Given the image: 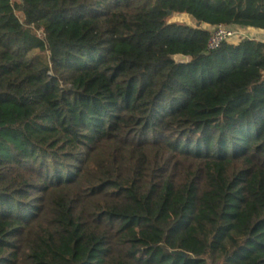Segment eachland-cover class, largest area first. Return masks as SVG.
Here are the masks:
<instances>
[{"label":"trees","instance_id":"16d2710c","mask_svg":"<svg viewBox=\"0 0 264 264\" xmlns=\"http://www.w3.org/2000/svg\"><path fill=\"white\" fill-rule=\"evenodd\" d=\"M217 25L264 0H0V264H264V41Z\"/></svg>","mask_w":264,"mask_h":264},{"label":"built area","instance_id":"2783aa9c","mask_svg":"<svg viewBox=\"0 0 264 264\" xmlns=\"http://www.w3.org/2000/svg\"><path fill=\"white\" fill-rule=\"evenodd\" d=\"M236 30L226 25H217L211 29L208 39L207 49L212 50L218 48L223 42L229 41L235 37Z\"/></svg>","mask_w":264,"mask_h":264},{"label":"rangeland","instance_id":"374dc122","mask_svg":"<svg viewBox=\"0 0 264 264\" xmlns=\"http://www.w3.org/2000/svg\"><path fill=\"white\" fill-rule=\"evenodd\" d=\"M168 22H177V23H183V24H188V25H196V21H194L191 17L188 15L182 13V14H169L167 18ZM248 37V31L243 30V31H236L235 37H233L234 40H237L238 38H247Z\"/></svg>","mask_w":264,"mask_h":264},{"label":"crops","instance_id":"0c3cea01","mask_svg":"<svg viewBox=\"0 0 264 264\" xmlns=\"http://www.w3.org/2000/svg\"><path fill=\"white\" fill-rule=\"evenodd\" d=\"M202 26L204 28H210L208 25L203 24ZM233 29H235L238 32L246 30V31H248V38H257V39L264 41V31L263 30L251 28V27H248V28L233 27ZM242 39L243 38H238L237 40H234L233 38H231L230 41L233 43H238Z\"/></svg>","mask_w":264,"mask_h":264},{"label":"water","instance_id":"95a60500","mask_svg":"<svg viewBox=\"0 0 264 264\" xmlns=\"http://www.w3.org/2000/svg\"><path fill=\"white\" fill-rule=\"evenodd\" d=\"M169 14H172V11H169ZM197 26H200L201 25V22H197L196 23ZM174 58L178 61V62H187L188 61V57L186 55H183V54H178V55H175ZM175 253L177 254H180V255H183V256H186L187 253L185 252H182V251H175Z\"/></svg>","mask_w":264,"mask_h":264}]
</instances>
